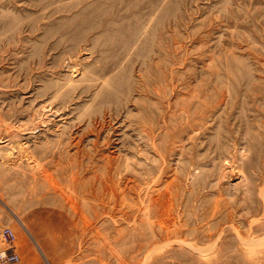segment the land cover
I'll use <instances>...</instances> for the list:
<instances>
[{
  "label": "rangeland",
  "instance_id": "374dc122",
  "mask_svg": "<svg viewBox=\"0 0 264 264\" xmlns=\"http://www.w3.org/2000/svg\"><path fill=\"white\" fill-rule=\"evenodd\" d=\"M5 229L18 264H264V0H0Z\"/></svg>",
  "mask_w": 264,
  "mask_h": 264
},
{
  "label": "built area",
  "instance_id": "2783aa9c",
  "mask_svg": "<svg viewBox=\"0 0 264 264\" xmlns=\"http://www.w3.org/2000/svg\"><path fill=\"white\" fill-rule=\"evenodd\" d=\"M2 241L7 249L0 250V264H18L20 257L13 250L16 241V235L13 230L5 229L2 233Z\"/></svg>",
  "mask_w": 264,
  "mask_h": 264
},
{
  "label": "bare ground",
  "instance_id": "6f19581e",
  "mask_svg": "<svg viewBox=\"0 0 264 264\" xmlns=\"http://www.w3.org/2000/svg\"><path fill=\"white\" fill-rule=\"evenodd\" d=\"M77 207V206H76Z\"/></svg>",
  "mask_w": 264,
  "mask_h": 264
}]
</instances>
